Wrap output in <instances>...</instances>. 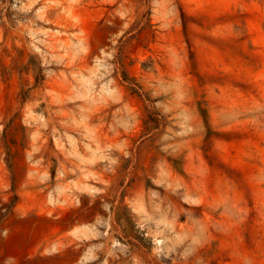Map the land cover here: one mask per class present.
I'll return each mask as SVG.
<instances>
[{
  "label": "rangeland",
  "instance_id": "374dc122",
  "mask_svg": "<svg viewBox=\"0 0 264 264\" xmlns=\"http://www.w3.org/2000/svg\"><path fill=\"white\" fill-rule=\"evenodd\" d=\"M0 264H264V0H0Z\"/></svg>",
  "mask_w": 264,
  "mask_h": 264
}]
</instances>
